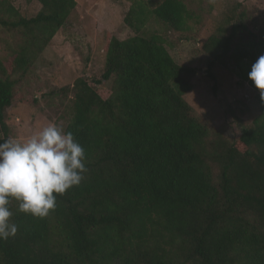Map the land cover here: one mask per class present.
Returning a JSON list of instances; mask_svg holds the SVG:
<instances>
[{
  "label": "trees",
  "instance_id": "trees-1",
  "mask_svg": "<svg viewBox=\"0 0 264 264\" xmlns=\"http://www.w3.org/2000/svg\"><path fill=\"white\" fill-rule=\"evenodd\" d=\"M24 17L11 5L0 18L11 60L0 58V143L10 139L6 110L15 85L75 10V0H36ZM242 3L201 44L206 74L227 61L251 65L264 54L242 43ZM189 30L184 0H132L123 17L132 36L109 35L100 79L78 77L64 126L85 152L79 185L55 194L45 217L10 200L14 236L0 239V264H264V99L233 141L197 118L183 96L195 68L177 63L147 28ZM109 83L107 90L99 85ZM215 91V86H212Z\"/></svg>",
  "mask_w": 264,
  "mask_h": 264
},
{
  "label": "rangeland",
  "instance_id": "rangeland-1",
  "mask_svg": "<svg viewBox=\"0 0 264 264\" xmlns=\"http://www.w3.org/2000/svg\"><path fill=\"white\" fill-rule=\"evenodd\" d=\"M75 10L51 41L38 53L28 73L15 85V98L6 110L10 139L24 141L49 123L64 128L69 118L71 87L81 76L100 79L109 35L125 39L133 32L123 17L132 0H75ZM158 0H148L153 7ZM234 0H184L190 11L189 30L165 29L150 15L147 28L158 33L172 58L179 64L195 68L192 88L183 96L194 114L209 128L218 130L230 141L251 125L260 113L254 89L248 83L251 61L239 64L227 61L212 68L214 79L206 74V56L202 42L218 26L232 8ZM241 2L246 30L240 33L243 44L257 53L264 36V0ZM11 5L24 17L34 15L40 4L36 0H0V18L9 19L6 6ZM0 58L11 60L16 41L11 33L1 34ZM215 86L213 91L212 86ZM101 90L109 83L102 81Z\"/></svg>",
  "mask_w": 264,
  "mask_h": 264
},
{
  "label": "clouds",
  "instance_id": "clouds-1",
  "mask_svg": "<svg viewBox=\"0 0 264 264\" xmlns=\"http://www.w3.org/2000/svg\"><path fill=\"white\" fill-rule=\"evenodd\" d=\"M248 79L264 99V54L251 65ZM85 152L71 132L49 123L24 141L0 143V239L14 236L9 223V204L15 199L19 211L45 217L56 207L55 194L79 185L86 172Z\"/></svg>",
  "mask_w": 264,
  "mask_h": 264
}]
</instances>
